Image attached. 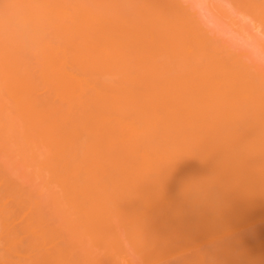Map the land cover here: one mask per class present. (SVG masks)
Here are the masks:
<instances>
[{"label": "bare ground", "instance_id": "bare-ground-1", "mask_svg": "<svg viewBox=\"0 0 264 264\" xmlns=\"http://www.w3.org/2000/svg\"><path fill=\"white\" fill-rule=\"evenodd\" d=\"M191 9L0 0V264H264V69Z\"/></svg>", "mask_w": 264, "mask_h": 264}, {"label": "rangeland", "instance_id": "rangeland-1", "mask_svg": "<svg viewBox=\"0 0 264 264\" xmlns=\"http://www.w3.org/2000/svg\"><path fill=\"white\" fill-rule=\"evenodd\" d=\"M204 22L206 31L218 42L264 69V31L232 0H185ZM194 15V13H192ZM258 26V27H257Z\"/></svg>", "mask_w": 264, "mask_h": 264}]
</instances>
